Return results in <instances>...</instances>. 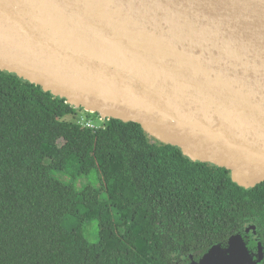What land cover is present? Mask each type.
<instances>
[{
  "label": "water",
  "instance_id": "obj_1",
  "mask_svg": "<svg viewBox=\"0 0 264 264\" xmlns=\"http://www.w3.org/2000/svg\"><path fill=\"white\" fill-rule=\"evenodd\" d=\"M0 70L264 183V0H0ZM242 237L191 264H255Z\"/></svg>",
  "mask_w": 264,
  "mask_h": 264
},
{
  "label": "trees",
  "instance_id": "obj_2",
  "mask_svg": "<svg viewBox=\"0 0 264 264\" xmlns=\"http://www.w3.org/2000/svg\"><path fill=\"white\" fill-rule=\"evenodd\" d=\"M75 113L0 70V264H191L249 223L264 245V183L238 186L137 123L65 120Z\"/></svg>",
  "mask_w": 264,
  "mask_h": 264
},
{
  "label": "flooded vegetation",
  "instance_id": "obj_3",
  "mask_svg": "<svg viewBox=\"0 0 264 264\" xmlns=\"http://www.w3.org/2000/svg\"><path fill=\"white\" fill-rule=\"evenodd\" d=\"M257 225L253 223L246 224L236 235H240L247 246L252 260L255 264H264V245L259 240ZM235 235V236H236ZM227 247V246H225ZM224 247V248H225Z\"/></svg>",
  "mask_w": 264,
  "mask_h": 264
},
{
  "label": "rangeland",
  "instance_id": "obj_4",
  "mask_svg": "<svg viewBox=\"0 0 264 264\" xmlns=\"http://www.w3.org/2000/svg\"><path fill=\"white\" fill-rule=\"evenodd\" d=\"M89 112L83 110V109H76V113L73 114V115H70L68 117L65 118L66 121H73V122H81V123H86L88 121L91 120V117L88 115ZM90 114H93V113H90ZM103 121V119L101 120H98V118H94V123L96 124H100L101 122ZM46 136L49 137L50 135V132L49 131H46ZM93 179H84L82 182L84 185H87V184H92L93 183ZM81 182V183H82ZM94 184V183H93ZM103 201H106L105 199H103ZM103 207H104V210H105V220L107 221L108 223V209H109V206H108V203L107 202H103ZM112 211L115 212V209H112ZM92 230V226H89V232ZM91 241H96L97 240V237H94V236H91Z\"/></svg>",
  "mask_w": 264,
  "mask_h": 264
},
{
  "label": "built area",
  "instance_id": "obj_5",
  "mask_svg": "<svg viewBox=\"0 0 264 264\" xmlns=\"http://www.w3.org/2000/svg\"><path fill=\"white\" fill-rule=\"evenodd\" d=\"M101 120H102V119H101ZM86 125H88L89 127H93V128L95 127L94 125H92V124H89V123H88V124H86Z\"/></svg>",
  "mask_w": 264,
  "mask_h": 264
}]
</instances>
